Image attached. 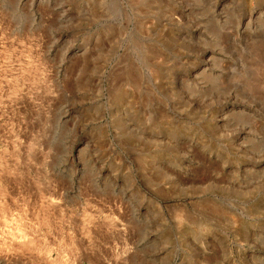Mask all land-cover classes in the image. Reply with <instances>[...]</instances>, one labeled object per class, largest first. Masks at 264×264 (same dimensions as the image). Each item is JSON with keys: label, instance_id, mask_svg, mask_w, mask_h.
I'll use <instances>...</instances> for the list:
<instances>
[{"label": "rangeland", "instance_id": "obj_1", "mask_svg": "<svg viewBox=\"0 0 264 264\" xmlns=\"http://www.w3.org/2000/svg\"><path fill=\"white\" fill-rule=\"evenodd\" d=\"M0 264H264V0H0Z\"/></svg>", "mask_w": 264, "mask_h": 264}, {"label": "bare ground", "instance_id": "obj_2", "mask_svg": "<svg viewBox=\"0 0 264 264\" xmlns=\"http://www.w3.org/2000/svg\"><path fill=\"white\" fill-rule=\"evenodd\" d=\"M18 231L9 234V244L16 248H26L30 242V238H26L23 235H19Z\"/></svg>", "mask_w": 264, "mask_h": 264}]
</instances>
